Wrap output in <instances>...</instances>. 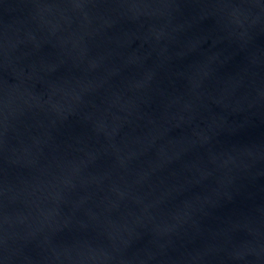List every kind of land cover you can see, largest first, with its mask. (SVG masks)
Returning <instances> with one entry per match:
<instances>
[{
    "label": "water",
    "instance_id": "obj_1",
    "mask_svg": "<svg viewBox=\"0 0 264 264\" xmlns=\"http://www.w3.org/2000/svg\"><path fill=\"white\" fill-rule=\"evenodd\" d=\"M0 264H264V0H0Z\"/></svg>",
    "mask_w": 264,
    "mask_h": 264
}]
</instances>
